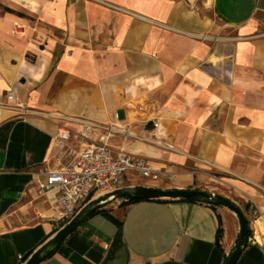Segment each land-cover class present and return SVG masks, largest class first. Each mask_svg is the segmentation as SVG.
<instances>
[{
    "label": "crops",
    "instance_id": "obj_1",
    "mask_svg": "<svg viewBox=\"0 0 264 264\" xmlns=\"http://www.w3.org/2000/svg\"><path fill=\"white\" fill-rule=\"evenodd\" d=\"M198 4L0 0V264H23L58 231L36 191L39 171L60 165V127H78L76 147L105 141L145 159L161 188L220 194L254 229L264 222V0ZM101 208L47 260L223 264L240 230L234 212L201 201ZM235 264H264V234Z\"/></svg>",
    "mask_w": 264,
    "mask_h": 264
},
{
    "label": "built area",
    "instance_id": "obj_2",
    "mask_svg": "<svg viewBox=\"0 0 264 264\" xmlns=\"http://www.w3.org/2000/svg\"><path fill=\"white\" fill-rule=\"evenodd\" d=\"M23 28L21 19L14 20L13 32L20 33ZM77 134L67 127L58 128L54 144L60 149L57 156L60 165L41 169L37 181L38 203L57 209L58 230L92 200L140 180L144 184H155L160 175L145 159L130 154L124 148H112L105 141L76 147L73 138ZM249 227L254 235L251 221Z\"/></svg>",
    "mask_w": 264,
    "mask_h": 264
},
{
    "label": "water",
    "instance_id": "obj_3",
    "mask_svg": "<svg viewBox=\"0 0 264 264\" xmlns=\"http://www.w3.org/2000/svg\"><path fill=\"white\" fill-rule=\"evenodd\" d=\"M127 193L145 198H195L200 201L209 202L214 205H221L232 212H234L239 219L240 230L237 236L236 246L234 250L228 255L225 264H235L238 260L242 246L247 240L248 233L250 232V219L245 216L243 211L237 204L228 198L209 192L203 189H188V188H159L156 186H134L118 189L112 193L100 196L86 206L77 216L71 219L68 223L63 225L55 235L37 248L23 264H39L46 261L54 251L60 246L63 240L77 227L84 223L95 210L100 209L106 204L112 203L115 199L123 197ZM47 264H60L56 260H47Z\"/></svg>",
    "mask_w": 264,
    "mask_h": 264
},
{
    "label": "trees",
    "instance_id": "obj_4",
    "mask_svg": "<svg viewBox=\"0 0 264 264\" xmlns=\"http://www.w3.org/2000/svg\"><path fill=\"white\" fill-rule=\"evenodd\" d=\"M3 11L5 12H9V13H13L17 16H23L24 14H22L21 12L19 11H16V10H13L11 8H8V7H2ZM122 199V201L125 203V204H131V203H135V202H138L140 200H153V199H157V200H167V201H181V200H188V201H200L198 199H195V198H180V199H173V198H145V197H141V196H138V195H135L133 193H127L125 194L123 197H120ZM94 200H92L91 202H89V204H91ZM201 202H204V201H201ZM205 203H209V202H205ZM88 204V205H89ZM212 207H215L216 205L214 204H211L209 203ZM87 205V206H88ZM102 209V208H101ZM101 209H98V210H95L93 212L96 213L98 212L99 210ZM92 214V215H93ZM251 232L248 233V236L250 235ZM221 236V230H218V233H217V238H216V244L219 246V238ZM247 236V237H248ZM244 243H246V240L244 241ZM226 263V259H224V263Z\"/></svg>",
    "mask_w": 264,
    "mask_h": 264
},
{
    "label": "rangeland",
    "instance_id": "obj_5",
    "mask_svg": "<svg viewBox=\"0 0 264 264\" xmlns=\"http://www.w3.org/2000/svg\"><path fill=\"white\" fill-rule=\"evenodd\" d=\"M184 4H186V5H188V6H191V7H198V3H200V5H202V1L203 0H181ZM2 9V8H1ZM225 33V34H224ZM229 34H234V32L232 31V30H230V29H224L223 30V34L222 35H219L220 37H225V38H223V39H226L227 37H228V35ZM218 36V37H219ZM221 41L222 40H219V46H217V48H216V52H219V53H225V52H228V47L227 46H223V45H221ZM211 43V42H210ZM225 43V45L227 44V41H225L224 40V42H223V44ZM214 61V60H213ZM74 128H78V127H75L74 126ZM72 138H73V136H72ZM73 140H75L74 138H73ZM168 183V181H167V179H164L163 181H160V182H156L155 184H144V182L143 181H139V182H137L136 184H134V185H129V186H127V187H134V186H156V187H159V188H161L164 184H167ZM126 188V187H125ZM121 199V198H120ZM36 201H38V199L36 198ZM34 206V205H33ZM33 206H32V209H33Z\"/></svg>",
    "mask_w": 264,
    "mask_h": 264
},
{
    "label": "bare ground",
    "instance_id": "obj_6",
    "mask_svg": "<svg viewBox=\"0 0 264 264\" xmlns=\"http://www.w3.org/2000/svg\"><path fill=\"white\" fill-rule=\"evenodd\" d=\"M204 1H205L206 7H209L210 6V0H204ZM67 128H70L72 130H76V129H74L73 126H69ZM261 234H264V222L259 220V221H256V223H255V237L259 238V236Z\"/></svg>",
    "mask_w": 264,
    "mask_h": 264
}]
</instances>
